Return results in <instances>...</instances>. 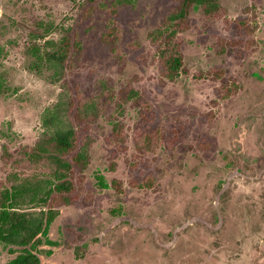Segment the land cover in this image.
Instances as JSON below:
<instances>
[{"label":"rangeland","instance_id":"rangeland-1","mask_svg":"<svg viewBox=\"0 0 264 264\" xmlns=\"http://www.w3.org/2000/svg\"><path fill=\"white\" fill-rule=\"evenodd\" d=\"M221 2L231 19L255 10L249 46H231L222 20L193 8L170 79L157 31L179 0H130L111 26L107 0H0V186L14 158L54 129L45 120L59 103L90 143L85 180L57 207L40 264H264V0ZM64 37L70 52L57 72L33 46L52 51ZM138 98L155 125L182 118L190 135L140 154ZM115 124L127 135L119 147ZM143 159L151 178L134 186L131 165ZM16 256L0 243V264Z\"/></svg>","mask_w":264,"mask_h":264},{"label":"trees","instance_id":"trees-1","mask_svg":"<svg viewBox=\"0 0 264 264\" xmlns=\"http://www.w3.org/2000/svg\"><path fill=\"white\" fill-rule=\"evenodd\" d=\"M107 1H110L108 11L111 18L108 24L111 26L116 24L118 7L128 4L130 0ZM105 6L101 5L103 8ZM193 8H201L207 19L222 20L225 32L232 34L229 39L231 46L248 47L257 29L256 12L252 8L247 9L251 15L246 12L241 17L231 19L227 18V11L221 0H179L176 11L165 18L164 28L157 31L158 36L164 37L161 65L164 74L170 79H174L183 67L180 34L187 30L189 12ZM114 30H117L115 26ZM68 41L69 38L64 37L58 43L48 44L52 51H42L35 43L33 53H38L40 61L44 58L55 66L57 72H62L70 52ZM75 44L77 50H81L80 43ZM129 93L135 96L133 91ZM136 103L141 118L135 125L132 137L140 154L156 152L160 148L171 149L190 135L186 120L180 118L178 122L168 126L155 125L156 114L152 106L141 98ZM66 106V102L59 103V112L45 120L46 126L52 125L54 129L44 132L33 147L23 149L14 158L10 164V172L1 183L0 243L7 246L12 254H17L10 264L41 263L36 252L42 245V237L47 235L57 216V207L72 203L77 197L78 187L85 180L83 171L90 163V143L88 138L79 134V129L72 120H65L63 117ZM84 116V111L77 108L75 120L84 119ZM110 140L118 147L127 140L123 126H113ZM148 167L149 164L144 159L131 165V183L134 186L139 187L151 178ZM97 178L101 190L109 187L103 176ZM35 207L41 209L33 211Z\"/></svg>","mask_w":264,"mask_h":264}]
</instances>
